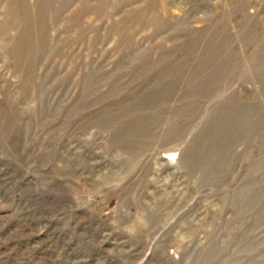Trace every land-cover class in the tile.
Wrapping results in <instances>:
<instances>
[{"label":"rangeland","instance_id":"374dc122","mask_svg":"<svg viewBox=\"0 0 264 264\" xmlns=\"http://www.w3.org/2000/svg\"><path fill=\"white\" fill-rule=\"evenodd\" d=\"M0 264H264V0H0Z\"/></svg>","mask_w":264,"mask_h":264}]
</instances>
